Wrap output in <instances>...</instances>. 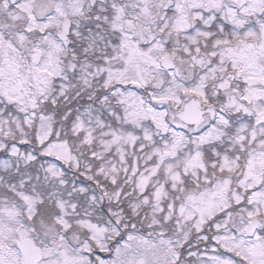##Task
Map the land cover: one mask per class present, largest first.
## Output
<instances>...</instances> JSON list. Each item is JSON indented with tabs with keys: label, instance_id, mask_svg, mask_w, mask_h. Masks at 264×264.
<instances>
[{
	"label": "snow or ice",
	"instance_id": "snow-or-ice-1",
	"mask_svg": "<svg viewBox=\"0 0 264 264\" xmlns=\"http://www.w3.org/2000/svg\"><path fill=\"white\" fill-rule=\"evenodd\" d=\"M0 264H264V0H0Z\"/></svg>",
	"mask_w": 264,
	"mask_h": 264
}]
</instances>
